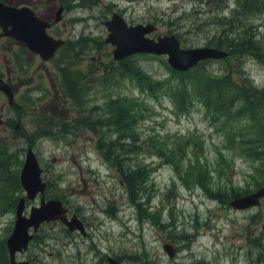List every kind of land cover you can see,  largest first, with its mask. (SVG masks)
<instances>
[{
	"label": "rangeland",
	"instance_id": "rangeland-1",
	"mask_svg": "<svg viewBox=\"0 0 264 264\" xmlns=\"http://www.w3.org/2000/svg\"><path fill=\"white\" fill-rule=\"evenodd\" d=\"M1 1L32 8L66 45L44 61L0 39V74L18 86L15 100L23 103L9 108L0 92V116L11 119V127L0 126V147L19 161L14 184L0 170V264H10L6 239L26 196L15 180L28 146L47 188L25 200L24 214L42 197L59 199L85 234L44 222L17 261L264 264V199L246 209L229 205L264 185V98L252 104L239 90L243 79L244 90L264 88V0ZM60 3L65 10L56 24ZM113 13L128 25L154 24L148 37L174 34L183 48L217 47L247 33L257 44L234 46L227 57L184 72L166 55L115 60L114 45L104 42ZM66 79L77 98L66 92ZM119 107L124 115L116 123ZM107 151L123 155L116 164ZM134 169L138 174L126 177ZM164 243L175 249L172 257Z\"/></svg>",
	"mask_w": 264,
	"mask_h": 264
},
{
	"label": "water",
	"instance_id": "water-1",
	"mask_svg": "<svg viewBox=\"0 0 264 264\" xmlns=\"http://www.w3.org/2000/svg\"><path fill=\"white\" fill-rule=\"evenodd\" d=\"M61 7L56 11L55 22L60 19ZM50 23L36 15L28 6H15L0 0V37H11L22 43L28 50L39 55L46 61L50 59L61 47L64 40L55 38L47 31ZM105 25L109 31L106 41L114 45L113 58L122 60L135 53H150L166 55L169 65L177 71H187L198 63L206 60H220L228 56V51L212 46L183 48L174 34L148 37L155 30L154 24L128 25L122 16L113 13L106 20ZM0 90L4 91L9 102L13 99L11 87L4 81H0ZM1 124V119H0ZM41 168L32 147L28 146L23 165L19 175L21 187L26 196L20 197L16 205L15 222L13 229L6 239L10 264H26L25 261H17L16 254L27 250L34 234L44 222L59 220L68 230H79L85 234L82 221L76 216H67V208L59 199H40L39 206L30 208L25 215V200L34 199L37 195H43L47 183L41 176ZM264 199V185L254 192L234 197L229 205L234 209H246L258 206ZM163 249L169 257L175 253L172 245L164 243Z\"/></svg>",
	"mask_w": 264,
	"mask_h": 264
},
{
	"label": "trees",
	"instance_id": "trees-1",
	"mask_svg": "<svg viewBox=\"0 0 264 264\" xmlns=\"http://www.w3.org/2000/svg\"><path fill=\"white\" fill-rule=\"evenodd\" d=\"M254 3H255V1H254ZM252 7H254V6L252 5ZM247 9H251V7H248ZM247 34H248V38H246V36H243V37H240L237 40L236 39L223 40V41H221L222 39L218 40L219 43H218L216 48L224 49V48H222V46H224V47L226 46L225 48H229V50H226V49L225 50L228 51V53H229V51L233 52V49H235V48H233L234 46H236L238 51L243 49L244 46L250 47V48L255 46L257 44L256 41L253 40L252 36L249 33H247ZM224 43H227V45L224 44ZM244 49H247V48L244 47ZM213 78H214L213 76L209 77L210 80H212ZM210 80H206L207 82H206L205 87H206L207 90H209V87H210ZM246 83H248V80H246V79H243V83L242 84L238 83L239 84V90L240 91L242 90L243 96L245 97L246 101H249L252 104H255V103H257L258 100L264 98V88L263 89H257V88H253L250 85H248L247 86L248 89L244 90L242 85H244ZM65 89H66V92L68 93V95H70L72 98H76L77 91H75L73 89L72 83L69 80H67V79L65 80ZM118 111H120V112H119V114H118V116L116 118L117 120L115 119L116 123L120 122L121 121L120 119H122V117L124 115V111H123V109L121 107L118 108ZM124 128L130 129V125L128 123H126ZM129 135H131V134L129 133ZM111 144L112 143L110 142V145ZM106 154L116 164H117V162H119V159L123 155L122 152H116V154L118 155V158H117V156H114L112 153H109V151H107ZM18 164H19V161L16 159L14 153H10L7 150V148L4 147V146L0 147V170L5 171L7 173V175L9 176L8 178H9L10 182H12V184H14V182H13V179L11 177V175H13L11 173V170L13 169L14 166H18ZM10 167H12V168L10 169ZM134 174H136V175L138 174V169H134L133 171L130 170L129 173L126 174V177L132 178L133 177L132 175H134ZM19 182L20 181L16 178L15 183H17L18 186H19ZM0 189L3 190V189H5V187L2 186ZM3 193H5V192H3Z\"/></svg>",
	"mask_w": 264,
	"mask_h": 264
},
{
	"label": "flooded vegetation",
	"instance_id": "flooded-vegetation-1",
	"mask_svg": "<svg viewBox=\"0 0 264 264\" xmlns=\"http://www.w3.org/2000/svg\"><path fill=\"white\" fill-rule=\"evenodd\" d=\"M58 7H61V12H60V19H59V21H57V22H60L61 20H62V14H63V12H64V10H65V6H64V4L63 3H60V5L58 6ZM58 9V8H57ZM57 11V10H56ZM56 11H55V16H54V19H55V17H56ZM36 13V12H35ZM37 15V14H36ZM41 18V17H40ZM46 21V20H45ZM54 22H55V20H54ZM57 22H55L56 24H58ZM52 26H54V24H52V23H50V25H49V27L47 28V31H48V33H49V29L52 27ZM0 32H1V29H0ZM50 34V33H49ZM51 35V34H50ZM108 36V35H107ZM2 38H9L11 41H15L13 38H11V37H6V36H2V37H0V39H2ZM107 38V37H106ZM106 38L104 39V42L105 43H108V41H106ZM17 42V41H16ZM22 44V43H21ZM24 45V44H23ZM65 45H66V41H64V43L61 45V47H59L57 50H56V52L59 50V49H61V48H63V47H65ZM25 46V45H24ZM25 48H26V46H25ZM27 49V48H26ZM28 50V49H27ZM28 51H30V50H28ZM31 52V51H30ZM55 52V53H56ZM31 53H33V52H31ZM34 54H36V53H34ZM36 55H38V54H36ZM52 58H54V55L50 58V59H52ZM50 59H48V60H50ZM47 61V60H46ZM2 73V72H1ZM4 81L5 83H7L10 87H11V89H12V92H13V99H12V101H11V103L9 102V100H8V98H7V96H6V94H5V92L4 91H2V90H0V92L2 93V94H4V96L6 97V99H7V106H9V108H15V107H18L19 109L21 108L22 109V107H23V103H19V102H17L16 100H15V97H16V93H17V91H18V86L17 85H14V82L13 81H11L10 79H7V78H3V76H1V74H0V81ZM54 82V81H53ZM55 83H57V82H55ZM54 83V84H55ZM54 87H55V85H54ZM66 96H67V94H66ZM68 98H70V97H68ZM76 98H77V96H76ZM46 99V97L44 98V100ZM75 99V98H74ZM2 117V115L0 116V119H1V124H0V126H2V125H5L6 126V128L7 127H11V119H3V118H1ZM19 128V122L17 123V124H15V126H14V129H18ZM42 171V170H41ZM41 176H42V172H41ZM43 177V176H42ZM43 180H44V178H43ZM26 206V205H25ZM26 208V207H25ZM84 225V224H83ZM85 227V226H84ZM30 244V243H29Z\"/></svg>",
	"mask_w": 264,
	"mask_h": 264
}]
</instances>
